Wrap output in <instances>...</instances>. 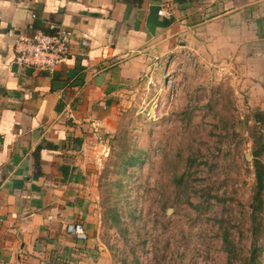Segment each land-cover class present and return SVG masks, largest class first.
Here are the masks:
<instances>
[{"label":"crops","instance_id":"obj_1","mask_svg":"<svg viewBox=\"0 0 264 264\" xmlns=\"http://www.w3.org/2000/svg\"><path fill=\"white\" fill-rule=\"evenodd\" d=\"M51 25L71 33L65 61L18 67L16 38ZM167 53L264 69V0H0V264H110L86 162L117 96Z\"/></svg>","mask_w":264,"mask_h":264},{"label":"rangeland","instance_id":"obj_2","mask_svg":"<svg viewBox=\"0 0 264 264\" xmlns=\"http://www.w3.org/2000/svg\"><path fill=\"white\" fill-rule=\"evenodd\" d=\"M151 60L117 96L115 133L86 162L110 264H230L222 225L231 264L251 254L264 264V192L255 226L249 215L254 152L264 164V126L253 121L263 67L246 70L233 53Z\"/></svg>","mask_w":264,"mask_h":264},{"label":"built area","instance_id":"obj_3","mask_svg":"<svg viewBox=\"0 0 264 264\" xmlns=\"http://www.w3.org/2000/svg\"><path fill=\"white\" fill-rule=\"evenodd\" d=\"M162 15V11H158ZM71 33L60 26L51 25L49 31H35L31 36H19L15 40V64L22 68L53 71L62 64L68 54ZM68 232L76 238L85 239L76 227Z\"/></svg>","mask_w":264,"mask_h":264},{"label":"trees","instance_id":"obj_4","mask_svg":"<svg viewBox=\"0 0 264 264\" xmlns=\"http://www.w3.org/2000/svg\"><path fill=\"white\" fill-rule=\"evenodd\" d=\"M126 3H140L142 0H122ZM253 121L254 124L262 125L264 126V112H256L253 115ZM260 155V151L253 153L252 163L254 168V177H255V186L253 195L251 198V204H250V220L253 226L257 223V217L263 210V192H264V164L263 162L258 158ZM139 162L138 159L132 158L131 161L128 162L129 166H134ZM182 178L179 179L178 183H181ZM185 185L182 186V189L184 190ZM209 193V192H208ZM222 229V235H223V243L225 246V250L227 252L228 256V262L231 264L233 262V257L235 256V250H234V244L232 243V240L230 239L229 230L224 228L223 225L221 227ZM253 236L255 235V227L253 230ZM253 252V251H252ZM257 258L254 256V254H251L249 257V263L248 264H256Z\"/></svg>","mask_w":264,"mask_h":264},{"label":"water","instance_id":"obj_5","mask_svg":"<svg viewBox=\"0 0 264 264\" xmlns=\"http://www.w3.org/2000/svg\"><path fill=\"white\" fill-rule=\"evenodd\" d=\"M169 213H171L170 210H169Z\"/></svg>","mask_w":264,"mask_h":264}]
</instances>
